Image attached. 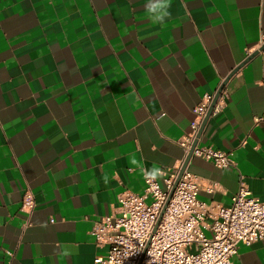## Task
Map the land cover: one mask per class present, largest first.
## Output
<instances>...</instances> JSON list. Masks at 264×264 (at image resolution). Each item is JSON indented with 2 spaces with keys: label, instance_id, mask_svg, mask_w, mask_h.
<instances>
[{
  "label": "crops",
  "instance_id": "0c3cea01",
  "mask_svg": "<svg viewBox=\"0 0 264 264\" xmlns=\"http://www.w3.org/2000/svg\"><path fill=\"white\" fill-rule=\"evenodd\" d=\"M147 2L0 0V264H95V223L144 194L141 167L180 165L203 97L264 44V0H170L163 24ZM224 89L200 144L233 165L193 158L199 199L243 181L264 202V50ZM233 263L264 264V240Z\"/></svg>",
  "mask_w": 264,
  "mask_h": 264
},
{
  "label": "built area",
  "instance_id": "2783aa9c",
  "mask_svg": "<svg viewBox=\"0 0 264 264\" xmlns=\"http://www.w3.org/2000/svg\"><path fill=\"white\" fill-rule=\"evenodd\" d=\"M215 95L203 97L196 109L198 119L191 123L193 133L178 142L184 150L180 165L163 170L161 181L145 178L141 196L130 191L121 193L118 216H106L95 223L91 235L97 246L107 247L105 255L95 258V264H234L241 245L264 240V202L253 197L243 181L229 206L199 199L202 185L190 170L192 159L202 158L218 168L233 165L231 153L201 145L200 137L193 148ZM225 95L223 88L219 99ZM221 110L217 101L213 113ZM191 151V159L168 201ZM206 191L212 193L213 187ZM34 208V197L27 193L23 210L31 214Z\"/></svg>",
  "mask_w": 264,
  "mask_h": 264
},
{
  "label": "clouds",
  "instance_id": "9594fccd",
  "mask_svg": "<svg viewBox=\"0 0 264 264\" xmlns=\"http://www.w3.org/2000/svg\"><path fill=\"white\" fill-rule=\"evenodd\" d=\"M145 8L149 19L155 24L165 23L171 15L169 11L171 8L170 0H148ZM132 163L136 164L137 161L133 158ZM140 171L144 174L145 178L153 181L160 179L165 175L164 171L156 165H153L150 170L141 167ZM104 181L107 183L108 178L104 177Z\"/></svg>",
  "mask_w": 264,
  "mask_h": 264
},
{
  "label": "water",
  "instance_id": "95a60500",
  "mask_svg": "<svg viewBox=\"0 0 264 264\" xmlns=\"http://www.w3.org/2000/svg\"><path fill=\"white\" fill-rule=\"evenodd\" d=\"M264 50V44L260 47V49L258 50V51H256L253 55H251V56H249L243 63H241L226 79H225V81L221 84V86L219 87V89L217 90V92H216V95H215V97H214V100H213V102H212V104H211V106H210V108H209V111H208V113H207V116H206V118L204 119V121H203V123H202V125H201V127H200V130H199V132H198V134H197V139L195 140V142H194V145H193V148L197 145V143H198V138L199 137H201V134H202V132H203V130H204V128H205V125H206V123H207V121H208V119H209V117L211 116V114L213 113V109H214V107H215V105H216V103H217V101H218V99H219V96H220V94H221V91L223 90V88L225 87V85L227 84V82L229 81V79L231 78V76L235 73V72H237V70H239L241 67H243L249 60H251L254 56H256L258 53H259V51H263ZM191 155H192V151L190 152V154L188 155V157H187V159H186V161H185V163H184V165H183V168H182V171H181V173H180V175H179V177H178V180L176 181V183H175V186H174V188H173V190H172V192H171V194H170V196H169V199H168V201L171 199V197H172V194H173V191H174V189H175V187H176V185L178 184V182H179V179L181 178V176H182V173H183V171L185 170V168H186V166H187V164L189 163V160L191 159ZM164 212V211H163Z\"/></svg>",
  "mask_w": 264,
  "mask_h": 264
},
{
  "label": "rangeland",
  "instance_id": "374dc122",
  "mask_svg": "<svg viewBox=\"0 0 264 264\" xmlns=\"http://www.w3.org/2000/svg\"><path fill=\"white\" fill-rule=\"evenodd\" d=\"M207 235L209 236V233H207Z\"/></svg>",
  "mask_w": 264,
  "mask_h": 264
}]
</instances>
